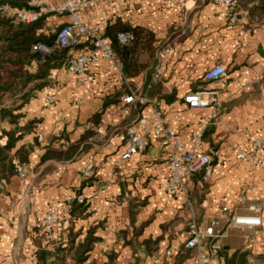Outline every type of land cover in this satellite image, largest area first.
<instances>
[{
    "label": "crops",
    "instance_id": "obj_1",
    "mask_svg": "<svg viewBox=\"0 0 264 264\" xmlns=\"http://www.w3.org/2000/svg\"><path fill=\"white\" fill-rule=\"evenodd\" d=\"M182 1L95 0L82 9L87 26L103 18L119 19L152 31L158 45L154 63L129 77L122 66L99 58L86 66L84 81L62 68L49 71L50 84L22 108L18 123L34 121L16 142V148L32 146V168L25 177L14 174L3 184L0 264H189L192 252L184 242L192 218L202 226L212 225L219 235L223 252L215 264H238L240 254L245 264H264V150L255 165L238 156L254 140L264 143V19L253 20L249 5L241 0L235 24L214 0ZM66 20L48 16L49 24ZM100 31L103 34V27ZM166 44L174 48L161 62L160 79L153 80L157 49ZM216 64L225 67L226 77L205 81L204 73ZM130 90L147 101L126 104L123 97ZM197 90L215 91L220 104L203 131L200 121L210 108L183 100ZM48 94L54 95L51 104L44 101ZM154 108L182 140L191 142L194 134H201L199 148L214 162L208 179L202 173L190 175L177 194L168 193V147L152 134L142 152L128 160L119 158L127 127ZM97 114L94 132L87 136ZM98 126L103 134H96ZM85 138L88 146L71 157L42 158L48 147L65 150ZM88 166L86 179L82 175ZM78 194L92 202L72 220L60 208L57 232L47 239L38 226L46 210ZM241 196L246 202L237 208ZM248 203L262 209V232L251 243L244 239L246 227L230 225L232 212H245ZM223 206L228 210L223 212ZM84 245H89L86 250Z\"/></svg>",
    "mask_w": 264,
    "mask_h": 264
},
{
    "label": "built area",
    "instance_id": "obj_2",
    "mask_svg": "<svg viewBox=\"0 0 264 264\" xmlns=\"http://www.w3.org/2000/svg\"><path fill=\"white\" fill-rule=\"evenodd\" d=\"M95 0H31L35 5L34 9H14L1 8L7 15L12 16L16 21L33 22L41 15L47 16H66L67 20L61 25L55 24L57 28L55 32V44L59 47L68 48L78 43L91 40L92 46L88 49H82L78 54H72L61 67L62 69L77 75L79 81L85 80L86 66L97 61L99 58L107 60L111 66L121 68V63L113 51L111 44L102 33L101 27L105 26L107 19H101L98 24L87 26L84 23L82 9ZM174 4H184L182 0H165ZM215 4L225 7L227 20L230 24L237 22V13L239 10V0H214ZM243 31L239 33L241 35ZM131 36L127 32L118 34L120 43H128ZM261 45L263 49L262 60L264 61V35L261 37ZM173 45L166 44L157 49V63L153 68L152 78L158 80L161 77V62L165 59ZM32 50L38 51L40 54H48L51 48L44 43H36L32 46ZM227 71L221 64L209 68L204 73L205 81H214L225 78ZM55 87H58L55 85ZM184 102L192 107H209L210 112L201 119L200 129L203 131L219 113V100L215 91L197 90L193 93L186 94L183 97ZM45 103L51 104L54 101V95L48 94L45 97ZM126 104L138 101L143 103L147 101L139 92L131 91L123 97ZM128 112V109L125 110ZM102 126L96 128V134H103ZM127 137L125 140L124 150L120 154L121 160H128L134 155L142 152L147 144L150 134L163 139L168 147V155L164 161L167 168V178L164 182L166 191L170 194H177L184 184L185 179L196 173L202 172L203 179H208L213 171L214 162L210 153L202 151L199 148L201 134L193 135L192 141H184L179 135L166 124L163 114L160 110L154 108L147 116H140L134 120L126 129ZM264 150V143L261 140H254L249 150L239 151L240 158H248L252 164H257L260 160V154ZM32 168V164L16 163L14 174L19 177H25ZM91 167L88 166L83 177L90 176ZM77 200L90 204L92 199L78 194L74 197L67 196L62 205L53 204L44 213L38 223V226L47 239H50L57 232L60 220V208L67 210V203ZM246 202L245 196H241L239 204ZM245 212L233 211L230 216V225L236 227H246L247 232L244 234L246 242H252V238L262 231L259 227L261 221V206L256 203H248L245 206ZM226 206L222 207V211H227ZM219 235L214 232L212 225L202 226L195 218H192L187 225L185 248L191 250V260L189 264H215V257L221 249V244L216 240ZM6 264H9L6 262Z\"/></svg>",
    "mask_w": 264,
    "mask_h": 264
},
{
    "label": "trees",
    "instance_id": "obj_3",
    "mask_svg": "<svg viewBox=\"0 0 264 264\" xmlns=\"http://www.w3.org/2000/svg\"><path fill=\"white\" fill-rule=\"evenodd\" d=\"M240 4L249 5L250 17L253 20L264 19V0H241ZM3 7L34 9L35 5L31 0H0V194L3 191V184L14 175L16 163H27L28 155L32 150V146L16 148V142L34 122L30 120L25 125L18 124L23 116L22 108L36 91L50 84L49 71L61 68L72 55L71 50L82 51L92 46L91 40L88 39L68 48L59 47L55 44V32L58 27L55 26L56 23H48L47 15L43 14L33 22H20L7 15L1 9ZM123 32L131 36L130 41L125 44L118 40V34ZM103 34L108 38L125 75L135 76L154 63L153 57L158 45L155 46L156 39L149 29L119 19L112 22L107 20L106 25L103 26ZM39 42L49 46L50 53L42 55L32 50V46ZM110 100L112 99L108 101ZM90 122L87 136L93 134L92 127L98 123V114ZM2 124L15 126L8 128ZM57 137L54 135L53 139ZM2 138H4L3 142H1ZM86 140L87 138L71 144L65 150L60 147H48L42 158L71 157L88 146ZM201 173L199 171L194 174ZM87 206V203L77 200L68 202L67 211L70 219L81 215ZM88 246L84 245V250ZM222 252L223 248L218 252V256L222 255ZM231 262H234V257ZM238 264H245L243 254L239 255Z\"/></svg>",
    "mask_w": 264,
    "mask_h": 264
},
{
    "label": "rangeland",
    "instance_id": "obj_4",
    "mask_svg": "<svg viewBox=\"0 0 264 264\" xmlns=\"http://www.w3.org/2000/svg\"><path fill=\"white\" fill-rule=\"evenodd\" d=\"M4 126H6V127H11V128H14V126H12V125H10V124H4ZM3 140H1V142H2Z\"/></svg>",
    "mask_w": 264,
    "mask_h": 264
}]
</instances>
